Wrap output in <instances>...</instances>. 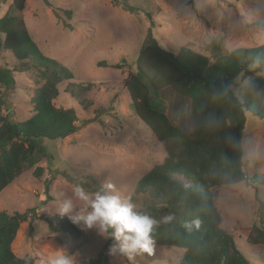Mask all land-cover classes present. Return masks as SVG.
<instances>
[{"label": "rangeland", "instance_id": "obj_1", "mask_svg": "<svg viewBox=\"0 0 264 264\" xmlns=\"http://www.w3.org/2000/svg\"><path fill=\"white\" fill-rule=\"evenodd\" d=\"M27 1L33 10L14 13L23 18L41 53L71 70L72 79L59 83L53 103L74 108L81 127L63 139H40L46 155L31 167L22 166L0 192V210L23 213L36 208V217L20 223L11 244L18 257L31 256L35 264H49L63 251L74 264H86L100 257L107 236L80 224L83 236L72 239L53 229L49 217L69 198L76 210L83 207L73 194L76 185L95 193L108 182L121 197L130 198L135 211L146 210L148 197L135 194V187L166 155L165 144L134 114L123 86L124 78L135 70L146 38L150 35L169 51L186 46L207 56L219 43L225 50L258 46L264 44V0H127L138 8L133 12L114 6L110 0ZM11 4L12 0H0V18ZM16 61L11 53L0 49V67L11 69L15 80V88L1 89L0 98L4 114L24 121L31 115V96L42 79L37 70L21 71ZM100 62L104 64L98 66ZM244 81L238 77L236 83ZM68 83L88 89L73 87L76 93L72 95ZM80 100L87 104L85 108ZM168 100L169 116L183 126L189 120L187 107L182 104L185 101L174 95ZM244 115L241 165L246 180L217 188L215 207L221 227L235 235L249 263L264 264V247L246 242L264 202V120L248 112ZM36 166L43 170L39 176L33 175ZM114 243L113 239L111 246ZM182 253L181 249L153 244L150 253H135L131 260L109 249L107 261L178 264Z\"/></svg>", "mask_w": 264, "mask_h": 264}, {"label": "trees", "instance_id": "obj_2", "mask_svg": "<svg viewBox=\"0 0 264 264\" xmlns=\"http://www.w3.org/2000/svg\"><path fill=\"white\" fill-rule=\"evenodd\" d=\"M110 2L129 12L138 9L127 0ZM30 10L33 8L27 0H12L0 18V49L11 53L21 71L37 70L42 79L31 96V115L24 121L4 114L0 98V192L22 166L31 167L46 155L40 139H63L81 127L74 108L53 103L59 83L72 79L71 70L44 56L23 18L14 13ZM214 46L210 56L186 46L173 52L160 47L149 35L137 55L135 70L123 80L134 114L166 148L163 160L137 182L135 194L147 195L148 206L136 212L157 221L153 244L183 250L178 264H250L235 235L221 227L215 192L221 186L246 180L241 165L244 114L264 120V44L232 50L222 49L220 43ZM238 77L245 80L243 84L237 85ZM73 87L88 89L68 83L72 95L76 93ZM14 88L11 69L0 67V90ZM173 95L184 100L188 110L189 120L183 126L168 114V96ZM79 103L87 106L84 100ZM42 171L36 166L33 175ZM47 190L48 183L44 186L46 195ZM35 209L23 213L0 210V264H35L33 257H18L11 248L20 223L36 217ZM167 216L171 221H164ZM49 219L53 229L72 239L83 236L67 216L57 213ZM194 219L200 220L198 229L184 227ZM112 240L107 236L100 257L86 264H108ZM246 242L264 247V202Z\"/></svg>", "mask_w": 264, "mask_h": 264}, {"label": "clouds", "instance_id": "obj_3", "mask_svg": "<svg viewBox=\"0 0 264 264\" xmlns=\"http://www.w3.org/2000/svg\"><path fill=\"white\" fill-rule=\"evenodd\" d=\"M73 194L83 202V207L76 210L73 200L66 199L58 209L61 217L67 216L75 225L96 228L100 234L112 237L115 243L110 247V252L119 251L129 260L135 253L152 251V232L157 221L136 212L130 198L121 197L111 182L105 183L95 193H89L82 186L76 185ZM171 219V216H167L164 221ZM184 227L189 230L198 229L200 220L185 222ZM49 264H74V261L71 256L60 251L49 260Z\"/></svg>", "mask_w": 264, "mask_h": 264}, {"label": "water", "instance_id": "obj_4", "mask_svg": "<svg viewBox=\"0 0 264 264\" xmlns=\"http://www.w3.org/2000/svg\"><path fill=\"white\" fill-rule=\"evenodd\" d=\"M245 117V116H244Z\"/></svg>", "mask_w": 264, "mask_h": 264}]
</instances>
